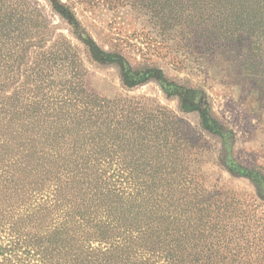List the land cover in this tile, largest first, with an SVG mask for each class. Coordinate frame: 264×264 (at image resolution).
I'll return each instance as SVG.
<instances>
[{
  "label": "trees",
  "instance_id": "trees-1",
  "mask_svg": "<svg viewBox=\"0 0 264 264\" xmlns=\"http://www.w3.org/2000/svg\"><path fill=\"white\" fill-rule=\"evenodd\" d=\"M48 1L92 60L120 69L124 86L154 78L169 97L179 98L182 111H199L202 126L223 139L229 170L250 178L264 198V174L232 157L231 133L214 117L203 90L155 67L134 69L122 54L101 48L66 3ZM134 2L157 20L170 12L181 19L188 10L185 17L205 25L215 41H227L222 45L236 53L238 74L264 81V0ZM12 15L0 16V46L24 21ZM25 49L1 57L16 75ZM30 70L28 80L35 83L26 97L0 94V264H264L262 250L241 229L208 225L209 198L187 177L188 167L120 163L111 174L112 163L94 159L96 137L103 135L95 119L111 100L82 87L75 97V89L49 95L43 91L46 69Z\"/></svg>",
  "mask_w": 264,
  "mask_h": 264
},
{
  "label": "rangeland",
  "instance_id": "rangeland-1",
  "mask_svg": "<svg viewBox=\"0 0 264 264\" xmlns=\"http://www.w3.org/2000/svg\"><path fill=\"white\" fill-rule=\"evenodd\" d=\"M61 1L101 48L122 54L134 69L155 67L177 83L203 90L214 117L231 133L232 157L264 174V81L253 83L238 74L241 68L233 61L236 53L222 45L227 43L223 37L215 41L203 31L205 25L198 27L196 18L185 17L188 10L181 19L176 18L179 12L176 17L170 12L157 20L134 0ZM0 9V16L13 14L14 19L24 20L10 34L14 38L0 46V67L4 68L0 94L19 91L26 97L35 83L27 75L39 66L49 78L43 84L44 93L75 89V97L82 87L111 100L112 107L95 119L103 135L96 137L101 151L94 159L112 163L111 174L120 163L188 167L187 177L192 176L209 198L208 225L241 229L263 257L264 198L250 178L229 170L223 139L202 126L199 111H182L179 98L169 97L154 78L133 88L124 86L120 69L92 60L48 0H0ZM22 45L26 57L16 75L11 61L1 57Z\"/></svg>",
  "mask_w": 264,
  "mask_h": 264
}]
</instances>
